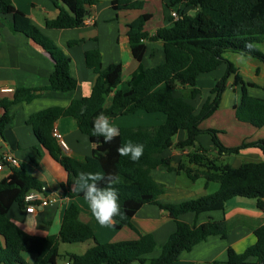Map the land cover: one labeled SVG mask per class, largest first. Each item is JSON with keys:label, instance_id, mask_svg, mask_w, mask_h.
Listing matches in <instances>:
<instances>
[{"label": "trees", "instance_id": "obj_1", "mask_svg": "<svg viewBox=\"0 0 264 264\" xmlns=\"http://www.w3.org/2000/svg\"><path fill=\"white\" fill-rule=\"evenodd\" d=\"M57 16L45 20L48 28L68 29L84 24L87 7L94 0H59ZM166 6L179 14L170 25L157 29L153 34L144 30L151 13H141L127 24V36L133 57L141 60L147 41H160L163 61L141 70L127 82V87L118 88L122 78L121 63L102 67L101 55L97 49L85 51L84 58L95 79L88 96L72 99L66 107H49L31 114L27 123L32 126L40 144L56 159L72 177L81 172L102 170L120 178L115 185L124 217L116 218L137 233V238L100 243L95 237L91 220L80 218L78 206L71 203L64 211L61 226L56 235H32L23 230L8 217L13 204L25 207L24 197L30 191H41L42 184L21 166H12L10 174L0 180V263L1 264H55L60 256L58 247L62 243H78L92 240L83 253H67L69 264H173L181 254L209 236L226 238L229 227L225 220L208 219L200 224H191L179 219L191 212L195 215L209 211H222L232 197L254 199L256 206L264 212V139L242 141L236 146H225L219 139V130L202 129L200 123L210 117L219 107L221 96L229 77L233 85L239 86L240 100L234 105L237 120L255 127L264 125V98L250 95L248 87L257 86L245 82L234 64L225 56L228 51L256 58L264 63V52L259 44L264 43V0H166ZM143 0H112L111 7L119 9H141ZM175 7V8H174ZM185 7L193 8L186 13ZM174 8V9H173ZM171 12V11H170ZM10 16L7 20L5 17ZM0 21L10 31L21 33L32 39L47 51L54 61V70L44 87L17 88L12 103L34 98L36 91H70L76 88L77 80L70 74V58L54 42L45 36L20 10L12 0H0ZM77 41H69L72 45ZM246 45H251L250 48ZM221 64L225 72L210 89L209 95L198 112L187 99H193L200 90L196 86L197 76L214 71ZM188 88L179 96L176 89ZM264 90V84L262 85ZM111 94V103L105 100ZM1 104L0 129L11 121L9 104ZM137 111L160 112L165 120L158 125L120 126V134L111 143H104L103 137L92 135V121L97 114H133ZM60 116H71L76 120L80 132L95 141V146L84 160L64 155L58 140L53 136V123ZM185 131V137L177 142L173 137L178 131ZM210 135L215 155L210 149L196 141L199 134ZM144 145V153L137 162L119 155L117 149L125 142ZM189 149L174 167L172 159L163 152L171 147ZM247 147L262 152L260 162H243L238 166L220 160V156L239 153ZM158 166L167 170L184 172L191 180L204 177L206 184L213 181L219 188L210 194L175 204L161 203L156 199L157 182L151 171ZM69 196H81L68 186ZM144 204H156L166 211L175 222V229L160 247L156 257L145 258L156 247L151 233H141L132 223L135 212ZM255 243L244 251L227 248L225 260H212L206 264H264V223L254 229ZM35 254L32 263H27L22 254ZM253 259V260H252Z\"/></svg>", "mask_w": 264, "mask_h": 264}, {"label": "crops", "instance_id": "obj_2", "mask_svg": "<svg viewBox=\"0 0 264 264\" xmlns=\"http://www.w3.org/2000/svg\"><path fill=\"white\" fill-rule=\"evenodd\" d=\"M111 1L94 0V3L87 7L84 24L80 27L54 29L46 27L45 20L57 16L58 5H61L59 0H12L13 5L18 10L22 11L45 36L68 55L70 74L77 80V86L73 90L36 91L37 95L28 101L22 100L12 103L15 90L17 88L39 89L46 86L48 78L54 70V61L50 54L32 39L24 34L10 31L0 21V117L3 113L1 106L3 102H11L8 112L12 115L11 121L0 129V156L11 154L18 161L15 167H23L42 184V190L35 191L40 197L34 202L36 212H27L26 206L20 207L13 204L8 210V217L23 230L24 225H30L34 222L36 229L31 233L32 235L58 234L65 209L74 203L80 210V218L84 221L91 220L93 222L95 237L98 242L106 243L137 238V233L133 229L121 225L118 221L112 226L99 225L92 218L83 197L69 196L68 186L72 185L75 178L40 144L32 126L26 122L33 113L49 107H66L72 99L90 94L95 75L85 63L84 54L87 50L97 49L100 52L102 67L104 68L112 63H121L122 78L118 86L119 89L127 87V82L133 75L163 61L164 56L160 41H147L146 51L141 60L138 61L133 57L127 36V24L139 14L146 12L152 15L144 25V30L148 34H153L161 27L169 26L171 23L168 16L172 10L166 6V0H143L144 4L141 9L119 10L111 7ZM194 11L193 8L185 7L186 13H193ZM5 18L9 20L10 16ZM69 41H77V43L69 45ZM262 45L264 46V43ZM225 56L234 64L245 82H253L257 85L248 87V93L264 98V90L262 89L264 63L256 58L232 51L226 52ZM225 69L226 65L221 64L214 71L197 76L196 86L200 92L193 99H187L194 105L195 112L199 111L202 103L209 95L210 89L223 75ZM187 90L189 89H176L174 94L179 96ZM224 96L227 99L224 100ZM239 100V86L233 85V77H229L218 109L210 117L203 120L199 127L218 129V137L225 146H236L242 141L264 139V125L255 127L236 119L234 105ZM110 103L111 94L106 97L105 106L110 105ZM137 113L138 111L133 114H125L131 115V118H124L125 115H113L109 117L110 122L118 128L120 126H138L134 125L137 119H132ZM162 115L155 116L158 119L157 123L164 122L165 116ZM210 119L212 121L207 124L206 122ZM53 128L61 134L67 145L66 149H62V153L77 160H84L89 156L96 144L92 138L80 132L76 120L71 116L58 117L53 123ZM185 135V131L180 130L173 137V141H180ZM231 140L236 141L228 143ZM196 141L210 149L211 155H215L216 150L213 149L209 134L197 135ZM188 151L189 149L181 150L174 146L165 150L163 154L172 159L171 165L175 167ZM219 158L223 162L238 166L243 162H260L263 160V155L259 149L247 147L237 154L220 156ZM11 168L8 165L3 166L0 170V180L10 174ZM180 174L181 172L169 171L164 166H158L151 171L153 179L158 184L156 189L158 202L175 204L200 196L178 182L180 181ZM218 188L219 184L213 192ZM42 199H46L48 203L41 205ZM179 219L191 224H200L208 219L226 221L229 227L226 238L209 236L194 245L189 251L183 252L179 259L173 262V264H206L212 260H225L228 247L233 248L236 252H242L247 246L255 243L254 229L264 223V212L256 206L254 199L232 197L222 211H209L198 215L188 212L180 215ZM132 223L139 232L151 233L156 240L155 249L145 255L147 259L159 255L161 245L175 229L174 220L156 204L142 205L133 215ZM85 243L87 245L83 251L77 254L83 253L89 246L93 245L92 240ZM67 253L76 252H66L65 254ZM22 256L27 263H32L35 258V254L31 252H25ZM66 261L67 257L64 261H59L57 258L55 264H66Z\"/></svg>", "mask_w": 264, "mask_h": 264}, {"label": "clouds", "instance_id": "obj_3", "mask_svg": "<svg viewBox=\"0 0 264 264\" xmlns=\"http://www.w3.org/2000/svg\"><path fill=\"white\" fill-rule=\"evenodd\" d=\"M250 48L251 45H246ZM120 130L110 122V118L104 112H100L92 121V135L103 137L104 143H111L119 136ZM119 155L128 157L137 162L144 153V145L133 143L131 140L125 142L117 149ZM120 182L119 176L102 170L95 172H81L73 180L71 190L83 195L92 218L101 226H112L116 218L123 219L124 212L119 203V194L115 187ZM36 226L33 222L24 225V230L31 234Z\"/></svg>", "mask_w": 264, "mask_h": 264}, {"label": "rangeland", "instance_id": "obj_4", "mask_svg": "<svg viewBox=\"0 0 264 264\" xmlns=\"http://www.w3.org/2000/svg\"><path fill=\"white\" fill-rule=\"evenodd\" d=\"M165 11H166V8H165ZM258 46H259V49L262 52H264V46L262 44H259ZM225 99H227L226 96H224V100ZM161 115H162V113H159V112L158 113H147L144 111H138V113L132 119H137V122L134 125H138V126L158 125L160 123L156 122V121H158V119H156L155 116H161ZM124 118H131V115H125ZM149 121H151V122H149ZM211 121H212V119L208 120L206 123L208 124ZM150 123H157V124H150ZM235 141L236 140H231L228 143H234ZM179 179H180V181H178V182L180 184L190 188L192 191H194L196 194H198L200 196H202V194L207 195V193L208 194L213 193V191L218 186V183L213 182V181L209 182L207 184V186H205L206 181H205L204 177L199 176L195 180H191L184 172H181ZM248 199H250V198H248ZM215 212H217V211H215ZM85 242H87V241H85ZM85 242H78V243H62V242H60L59 247H58L59 252H60V256L58 257V260L64 261V259H66V254H65L66 252L79 253V252L83 251L84 247L87 245V243H85ZM133 264H136V262H134Z\"/></svg>", "mask_w": 264, "mask_h": 264}, {"label": "built area", "instance_id": "obj_5", "mask_svg": "<svg viewBox=\"0 0 264 264\" xmlns=\"http://www.w3.org/2000/svg\"><path fill=\"white\" fill-rule=\"evenodd\" d=\"M170 14L173 17V19H177L179 17V14L176 11H171ZM52 134L58 140L60 147L62 149H66L67 145L63 140L61 134L54 128L52 130ZM17 164H18L17 159L11 154H3L2 156H0V170H2L4 165H8L12 167V166H17ZM39 198L40 197L38 196V193L35 191H30L25 195L24 200L27 203L25 209L27 212H31V213L36 212V204L34 202L39 200ZM47 203L48 201L46 199H42L40 201L41 205H45ZM66 264H69V262L66 261Z\"/></svg>", "mask_w": 264, "mask_h": 264}]
</instances>
